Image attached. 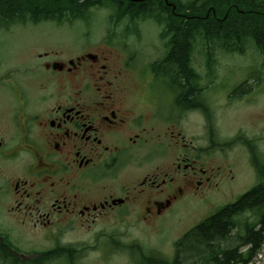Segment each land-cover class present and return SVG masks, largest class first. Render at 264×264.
Returning a JSON list of instances; mask_svg holds the SVG:
<instances>
[{
	"label": "flooded vegetation",
	"instance_id": "1",
	"mask_svg": "<svg viewBox=\"0 0 264 264\" xmlns=\"http://www.w3.org/2000/svg\"><path fill=\"white\" fill-rule=\"evenodd\" d=\"M159 36L44 49L41 69L21 82L0 72L9 100L0 106V264H86L88 242L73 235H88L90 224L158 220L210 189L230 191L238 166L226 170L217 155L236 146L260 183L264 138L255 144L241 124L235 134L223 125L233 105L262 95L264 76L221 75L217 54L228 52L217 40ZM177 48L188 53L186 70ZM245 110L233 112L235 124ZM190 119L207 131L208 147L186 136Z\"/></svg>",
	"mask_w": 264,
	"mask_h": 264
},
{
	"label": "rangeland",
	"instance_id": "2",
	"mask_svg": "<svg viewBox=\"0 0 264 264\" xmlns=\"http://www.w3.org/2000/svg\"><path fill=\"white\" fill-rule=\"evenodd\" d=\"M112 13L113 9L111 7H96L92 9L89 16H92L91 23L77 21L72 27L68 24L58 26L55 22L28 23L26 25L16 23L8 29L7 27L2 29L0 31V72H9L11 75L10 81L14 83L17 80L21 82L24 81L21 78L27 79V77H24L25 75H31L41 69L37 67L40 66L38 63H42V60L38 58V52H43L44 49L59 50V48L72 44L73 48L78 49L75 44L82 45L84 40L90 38L95 40L138 38L131 35L129 37L124 36L126 22L113 27L110 22ZM138 26L141 39L159 38L161 28L154 21L145 20L140 22ZM84 28H88L94 34L92 35L91 31ZM124 41L126 42V40ZM247 51L246 54L219 52L217 54L218 64L215 70L224 76L229 72L228 76L230 77H243L247 73H261L264 76V52L262 53L260 49L257 50L253 45H250ZM196 58L202 60L200 53H196ZM35 63L38 65L36 66ZM39 71L38 77L49 75L47 72L44 73L43 70ZM38 77H35L33 81L45 82V79H39ZM37 82L33 85L38 88ZM22 86H25V84L22 83ZM262 88V95L259 94L252 105L246 107L243 103H237L231 107L232 109L226 114V119L229 122L224 121L223 125L225 132L232 131L239 123L244 127V133L254 137V141L257 135L264 138V79ZM4 95L8 96L0 87V106L9 102ZM243 107L246 108L245 114L235 124L238 117L233 112L237 108L241 109ZM225 111L220 110V113L223 114ZM187 125L194 127L195 131L190 132L189 129H186V136H200L203 148L208 147L210 142L206 137L207 131L192 119L187 121ZM236 132L237 130H233L232 134ZM258 143L261 152L264 153V139ZM224 153L217 155L219 164L226 170L228 164L234 163L238 166L236 171L239 174V181L231 186L230 191L221 190V188L218 190L210 189L206 200L189 199L158 220L138 222L134 219L124 221L102 219L99 222L90 224L88 235L81 233L73 235L75 243H80L81 240L88 242L86 250H89V254L86 258V264H140V255L135 251L138 247L144 249L147 254L172 259L176 252V242L187 231L220 207L234 202L240 195L251 189L253 183L257 182L256 170L249 161L248 155L240 150L239 146L225 150ZM231 192L233 194L227 198ZM252 216L251 213L250 219ZM129 245L136 246L133 248L134 251L127 249ZM79 246L78 244L77 247ZM254 262L264 264V245L254 258Z\"/></svg>",
	"mask_w": 264,
	"mask_h": 264
},
{
	"label": "trees",
	"instance_id": "3",
	"mask_svg": "<svg viewBox=\"0 0 264 264\" xmlns=\"http://www.w3.org/2000/svg\"><path fill=\"white\" fill-rule=\"evenodd\" d=\"M170 1L175 12L164 0H0V25L88 18L94 7L109 6L115 25L127 20L139 37L140 20L150 19L161 27L163 38L217 40L229 53H244L252 42L263 53L264 0ZM187 54L185 48H177L173 55L179 65L181 60L182 70L190 67ZM255 166L260 183L185 233L176 243L172 260L138 247L141 264H256L254 258L264 244V163ZM246 212H252V218L235 230L237 218Z\"/></svg>",
	"mask_w": 264,
	"mask_h": 264
},
{
	"label": "water",
	"instance_id": "4",
	"mask_svg": "<svg viewBox=\"0 0 264 264\" xmlns=\"http://www.w3.org/2000/svg\"><path fill=\"white\" fill-rule=\"evenodd\" d=\"M129 1H132V2H143V1H147V0H129ZM166 2H168V0H165Z\"/></svg>",
	"mask_w": 264,
	"mask_h": 264
}]
</instances>
